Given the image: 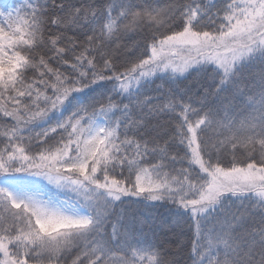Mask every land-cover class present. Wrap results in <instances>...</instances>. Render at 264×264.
Returning <instances> with one entry per match:
<instances>
[{
    "label": "snow or ice",
    "instance_id": "snow-or-ice-1",
    "mask_svg": "<svg viewBox=\"0 0 264 264\" xmlns=\"http://www.w3.org/2000/svg\"><path fill=\"white\" fill-rule=\"evenodd\" d=\"M126 199L264 264V0H0V264H177Z\"/></svg>",
    "mask_w": 264,
    "mask_h": 264
},
{
    "label": "trees",
    "instance_id": "trees-1",
    "mask_svg": "<svg viewBox=\"0 0 264 264\" xmlns=\"http://www.w3.org/2000/svg\"><path fill=\"white\" fill-rule=\"evenodd\" d=\"M25 0H6L12 7H19ZM71 33H69L70 35ZM141 37L136 36L134 40H128L129 45L140 41ZM55 66V65H53ZM258 71V69H253ZM193 80V77H189L188 80H182L178 82L177 89L183 90L186 85H189ZM156 83H161L159 80ZM195 87V85H192ZM154 87V86H153ZM167 87V85H165ZM149 95H156V93L149 91ZM127 101H125L126 103ZM167 118L161 121L164 123ZM135 200V198H133ZM174 211V207L168 203H157L155 206H146L144 203H136L133 201L125 200L124 204H117L113 212V221L116 216H122L124 221H128L132 218H140L145 221V232L152 238V232L149 231L151 227L155 231L154 242H162L164 248L168 252L167 259H174L177 264H192L189 258L191 252V240L193 239V229H190L186 218H178L171 215ZM163 225V227H161ZM110 231V228H109Z\"/></svg>",
    "mask_w": 264,
    "mask_h": 264
},
{
    "label": "rangeland",
    "instance_id": "rangeland-1",
    "mask_svg": "<svg viewBox=\"0 0 264 264\" xmlns=\"http://www.w3.org/2000/svg\"><path fill=\"white\" fill-rule=\"evenodd\" d=\"M58 2H59V0H58ZM73 3H75V0H73Z\"/></svg>",
    "mask_w": 264,
    "mask_h": 264
}]
</instances>
